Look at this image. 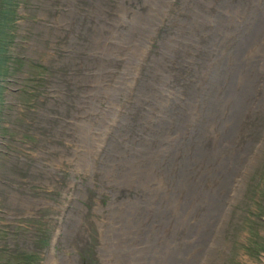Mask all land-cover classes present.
Segmentation results:
<instances>
[{"label":"rangeland","instance_id":"obj_1","mask_svg":"<svg viewBox=\"0 0 264 264\" xmlns=\"http://www.w3.org/2000/svg\"><path fill=\"white\" fill-rule=\"evenodd\" d=\"M0 62V260L264 264V0H0Z\"/></svg>","mask_w":264,"mask_h":264},{"label":"bare ground","instance_id":"obj_2","mask_svg":"<svg viewBox=\"0 0 264 264\" xmlns=\"http://www.w3.org/2000/svg\"><path fill=\"white\" fill-rule=\"evenodd\" d=\"M128 164V163H127ZM126 171H127V173H126V175H124L123 177H121L120 178V180L118 181V182H122L124 185H126V186H128L129 184H130V182H132L133 183V185H134V181H135V174L137 173V169H136V167L134 166V164L133 163H129V166H127V168H126ZM158 190V189H157ZM162 190V189H161ZM164 190V189H163ZM152 197V196H151ZM150 204V203H149ZM131 207V206H130ZM131 210V209H130ZM134 210V209H133ZM133 210H131V211H133ZM174 211H176L177 210V204L175 205V207H174V209H173ZM134 212H136V210H134ZM127 213V212H126ZM130 215V214H129ZM121 217V216H120ZM127 217V216H126ZM132 218V217H131ZM132 221H134V220H132ZM136 221V220H135ZM118 225H119V229H120V236L119 237H123L124 238V241H128V243H129V245L128 244H125V245H121V246H124V247H126V248H128L129 250H132L133 249V247L131 246V245H134V243H135V241L137 240V238L139 237L138 235H137V233H136V231H135V225H133V223L131 222V220H130V217H128L127 219H125L124 221H120L119 220V222H118ZM118 227V226H117ZM156 228V227H155ZM153 232V231H152ZM149 233H151L150 232V229H149ZM147 234V238L149 239L150 238V234ZM157 233V232H156ZM156 233H154V235L156 234ZM153 234V233H152ZM156 236H159L160 238H161V244H162V250L164 249V248H168V247H170V244H169V239H167V235H166V233L164 232V233H162V234H160V235H158V234H156ZM151 239L152 240H154V243H155V239L153 238V237H151ZM132 242H134V243H132ZM122 243H124V242H122ZM138 243V242H137ZM138 249H140L141 250V248L140 247H137ZM143 249V248H142ZM154 249V246H153V248H151V253H153L152 252V250ZM169 249V248H168ZM146 251H150V249L149 250H145V253H148V252H146ZM159 251V249L158 248H156L155 249V252H158ZM155 254V253H154ZM161 254V253H160ZM156 255V254H155ZM157 257H158V259H160V257L158 256V255H156ZM162 256H163V254H162ZM124 257V256H123ZM123 257H121L122 258V260H123ZM119 258H120V255H119ZM163 258V260L164 259H166V257H162ZM116 261V260H115ZM120 261V260H119ZM167 264V263H166Z\"/></svg>","mask_w":264,"mask_h":264},{"label":"trees","instance_id":"obj_3","mask_svg":"<svg viewBox=\"0 0 264 264\" xmlns=\"http://www.w3.org/2000/svg\"><path fill=\"white\" fill-rule=\"evenodd\" d=\"M3 64H4V62L2 64L0 62V75L5 73L4 69L2 68ZM2 112H3V109H0V113H2ZM26 263H28V261H26V262L22 261V263H20V264H26ZM0 264H10V261L7 262V260H0Z\"/></svg>","mask_w":264,"mask_h":264}]
</instances>
